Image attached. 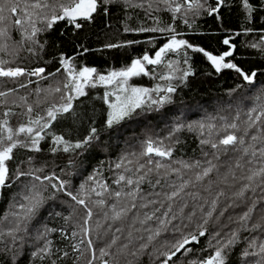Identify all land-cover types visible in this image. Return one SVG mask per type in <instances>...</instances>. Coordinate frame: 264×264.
Listing matches in <instances>:
<instances>
[{"label": "snow or ice", "instance_id": "6c2138e0", "mask_svg": "<svg viewBox=\"0 0 264 264\" xmlns=\"http://www.w3.org/2000/svg\"><path fill=\"white\" fill-rule=\"evenodd\" d=\"M147 2L146 13L150 14L153 10V4H163L167 10L179 14L174 19H183L188 25V15H199L203 10L207 15H216L219 17L220 9L225 6V0H215V6L208 4V0H145ZM123 3L126 7H144V2H134V0H0V78L11 81H21L24 78L27 82H20L18 88H27L29 84L34 83L31 77H37L42 80H49V77L55 78L57 73H65L62 81L54 79L48 88L35 89L36 95L41 97L33 104L28 103L27 96H20L19 100L23 102V111L15 112L11 107H7L0 116V194L3 190L11 187V181L20 176L32 177L34 181L25 186L26 191L21 194L22 202L18 201L13 205L17 211L5 214L3 219L8 221L11 226L0 228V254L6 256L8 264H17L25 251V245L31 247V260L51 259L61 250L53 251L52 241L48 239L52 232L58 231L55 228H49L46 224L30 232L29 225L38 216L40 209L49 199H55L57 194H64L70 198L74 205H79L83 209L84 215L75 221L78 231L64 233L62 235L72 238H78L77 243L71 245L73 252L78 255L73 260V264H140L142 256L147 255L155 264H176L179 259L178 253L186 255L193 251L189 245L199 244L200 238L209 235L207 225L210 221L218 222L219 218L228 211V208L239 207L240 201L245 205L244 210L236 217L229 216V223H234L235 228H230L228 232L221 235L223 229L217 230L210 235L212 240L209 241L211 252L201 259L188 261V264H228V256L232 250L241 241L242 233H259L255 236H245L247 246L242 252V257L247 264H264V91L257 95L256 100L259 102L256 106L250 108L246 113L244 120L240 119V113L229 120L227 117H219L220 123H217L216 117L207 118V122L200 121L194 128L192 124L177 123L169 132L167 139L171 140L173 136L187 128L189 131H199L203 137L200 140L202 146H208L212 151L204 152L207 158L202 163L200 160L193 162L176 161L180 167H173L172 152L170 146H164L163 141H154L147 139L139 153L130 152L121 157L115 164L116 169H123V173L118 175L114 184L120 185V188H113L106 181L97 179L96 175L88 177L91 184H81L77 192L68 190V182L61 179L53 172L43 177L36 175V172H42L43 168L35 169L33 172H21L18 169L10 173L9 162L15 159L14 153L17 149H25L31 152L42 151L41 141L49 135L48 130L52 128L53 122L63 114L73 112V101L79 97L86 96L85 91L88 87H96L98 84L111 86L112 90L105 92L103 99L108 104L110 111L107 113L105 121L106 127L111 129L126 119H131L138 109L145 107L151 109L153 105L157 108L171 103V94L176 92V86L169 83L166 87L159 84L155 88L136 87L129 84L133 77L140 75L148 76L150 72L148 65L158 66L166 63L169 72L167 75H161L160 79L172 81L178 79L183 82L189 76L194 75L191 65L188 64L187 51L202 53L217 73L225 69L234 70L243 81L248 84L256 82L258 71H244L236 63L227 58L233 57L236 45L232 43L233 36L223 39L222 43L228 46V50L220 55H213L203 47H196L188 40L179 38L183 34L177 32L172 25L166 27H150L132 30L125 28L127 31L140 32H159L167 33L168 39L163 43L153 55L145 53L139 58L132 60L130 66L118 70H110L103 74L95 67L80 66L75 64V56H66L63 53L59 57V65L55 73L47 72L46 67L27 68L16 64L17 60L22 59L21 53L27 52L31 56H40L45 48V41L42 34L47 33L57 24L63 22L66 26H71L75 30L84 27V22H91L98 11L108 14L109 6ZM241 7L246 12V19L251 20L256 12V7L250 0H240ZM190 26V25H189ZM255 31L252 28L244 29L245 33ZM17 35H14L13 33ZM261 43H250L248 46L258 49L264 53V29H261ZM234 35H241L237 32ZM140 41H128L123 43H107L104 45L107 49H119ZM82 51L77 55H83L89 49L80 46ZM168 53H182L185 57L183 63L188 65L187 68H180L171 60L165 61ZM5 56L11 57L6 59ZM179 72V76L175 74ZM264 75V71L259 72ZM18 89L9 88L0 90V106H7L9 103L15 104V99L9 100ZM164 93V95H160ZM58 94V96L56 95ZM155 94V96H154ZM51 96L53 99L49 100ZM114 97V100H109ZM43 103L49 106L45 109V115H38L32 118V113ZM23 118L19 123L13 124L12 118ZM98 129L91 127L89 134L84 138L71 142L66 140L63 135H53L52 142L54 147L51 151L77 152V150H86L95 141L99 140ZM175 142H179L178 138ZM228 156L226 171L223 174V180L227 181L229 177L237 180L236 170L239 169L243 175L239 177L243 181L241 186L233 193L231 203L217 212L220 197L226 195L221 190L211 201L210 208L206 211L204 206L197 204L194 208L189 209L185 217V209L189 208L185 196L196 200L200 194L187 191L192 180H184L183 170L194 173L195 182H202L214 172H220L221 156ZM160 157V160H154L153 157ZM29 162L33 159L29 157ZM168 161L165 163L164 161ZM143 161V162H141ZM215 161V162H214ZM71 164L72 162L69 161ZM131 165V167H128ZM126 173V174H125ZM175 174L180 176L181 183L177 186L169 184L168 191L144 193L141 185L148 184L151 188L160 186L166 175ZM45 181L47 183L45 184ZM49 189L51 191H49ZM259 190V194H257ZM47 193V195H45ZM252 193V196L248 194ZM183 194V195H182ZM93 196L98 199H93ZM156 197L149 199V197ZM162 198V199H161ZM138 201H144L139 203ZM149 205H155V209L150 214H144L142 220L139 219L137 210L148 208ZM73 213L76 209L73 205ZM177 207V212L173 208ZM94 208L98 211L94 212ZM197 212L201 213L200 222L196 229L184 233L176 228L173 221L182 217L191 221L196 217ZM159 213V215H157ZM60 215V213H56ZM101 216L104 224L99 220L93 227V217ZM9 216L11 219H9ZM134 218L131 227L135 228V223L139 222L142 226L147 225L149 221H154L156 227L144 228L148 233L146 240L143 235L140 240L145 241L132 250V232L128 233V243H121L120 237L115 233H122L121 226L129 218ZM64 219L72 220L70 214ZM180 232L178 239L173 242L165 243L162 247L166 250L161 251L159 248L149 251L152 241L160 237L162 233L169 231ZM186 228L187 225H184ZM228 227V225H224ZM114 228V232H113ZM140 231V229H136ZM95 232V239L93 233ZM109 233H113L109 236ZM105 237H108L105 240ZM98 242L102 246H98ZM115 249V250H113ZM207 250V249H206ZM64 257L69 256L68 251H63ZM131 257V259H130ZM252 259H248V258ZM59 258V257H58ZM51 264H56L51 260Z\"/></svg>", "mask_w": 264, "mask_h": 264}, {"label": "trees", "instance_id": "16d2710c", "mask_svg": "<svg viewBox=\"0 0 264 264\" xmlns=\"http://www.w3.org/2000/svg\"><path fill=\"white\" fill-rule=\"evenodd\" d=\"M134 2H144V7H126L123 3L109 6L108 14L105 15L102 11H98L95 18L91 22H84V27L80 30H75L71 26H66L63 22L54 26L52 30L42 34V39L45 41V48L40 56H31L27 52H22V59L17 60L16 64L22 67H46L47 72L55 73L56 69L60 67L59 57L63 53L66 56H75V64L77 67L89 66L95 67L103 74H107L110 70H118L120 68L130 66L132 60L141 57L145 53L153 55L154 52L167 41V33L159 32H140V31H125L127 27L132 30L150 27H166L172 25L177 32L183 34L179 38L188 40L196 47H203L206 51L213 55H220L228 50V46L222 43L223 39L233 36L232 43L236 45L232 62L236 63L244 71L257 70L258 76L254 84H248L234 71L230 69L222 70L217 73L211 62L202 53L193 52L191 49L187 51L188 64L191 65L193 72L186 81H179L174 79L172 81L160 79L161 75H167L169 69L166 63L163 65L152 66L147 68L150 75H140L131 78L129 84L136 87H146L149 89L155 88L157 84L161 87H166L169 83L176 86V92L171 94V103L165 104L157 108L155 105L151 109L145 107L138 109L137 113L131 119H126L121 124L109 129L106 127L105 121L107 113L110 111L108 104L105 103L103 96L105 92L111 91V86L97 85L96 87H88L85 91L86 96L79 97L73 101V112L63 114L58 117L57 121L53 122V126L48 130L49 135L41 141L40 147L42 151L31 152L25 149H17L14 153L15 159L9 162L10 173H14L17 169L21 172H33L35 169L43 168L42 172H36V175L43 177L46 174L55 172L57 176L68 182V190L77 192L81 184H91L88 180L89 176L96 175L97 179L106 181L113 188H120V185H115L114 181L118 175L123 173V169H116L115 164L121 157L130 152L139 153L142 150L143 143L147 139L154 141H163L164 146H170L172 152L173 167H180L176 161L193 162L200 160L202 163L205 159H211V155L207 158L203 155L204 152L211 153L208 146H202L200 140L203 138L199 131H189L187 128L183 129L171 140L167 139L169 132L177 123L185 125L192 124L196 127V123L200 121L207 122V118L216 117L217 123H220L219 117L224 116L231 120L237 112L240 113V119L246 118V113L250 108L259 103L256 100L257 95L264 91V75H260V71H264V53L258 49L251 48L250 43H261V29H264V0H250L256 7V12L253 14L251 20L246 19V12L241 7L240 0H225V6L220 9L219 17L216 15H207L201 10L199 15H188L189 24L186 25L183 19H174V16L179 14L172 13L167 10L163 4H153V10L146 13L147 2L145 0H134ZM208 4L215 6V0H208ZM190 25V26H189ZM252 28L255 31L245 33L244 29ZM241 35H234L235 33ZM14 35H17L15 32ZM128 41H140L119 49H107L104 47L107 43H123ZM81 45L89 49L83 55H77L78 51H82ZM6 59L11 57L5 56ZM185 57L182 53H168L165 61L171 60L174 64H178L180 68H187L188 65L183 63ZM179 72L175 75L179 76ZM65 73H57L56 77H49L45 81L37 77H31L34 83L29 84L27 88H18L20 82H27L24 78L21 81H11L5 78H0V90H8L9 88H17L9 100L15 99L16 103H9L7 106H0V114L11 107L15 112L23 111V102L19 100L20 96H27L28 103L33 104L46 93H42L41 97L36 95L35 89H47L54 79L62 81ZM58 96V94H56ZM160 95H164L161 93ZM155 96V94H154ZM49 100L53 98L48 97ZM114 97H109V100H114ZM49 106L48 103H43L40 107L32 113V118H36L37 114L44 116L45 109ZM2 118V116H0ZM20 119L12 118L13 124L19 123ZM91 127L98 129L99 140L95 141L86 150H77V152H53L54 147L52 142L53 135H63L66 140L76 142L87 136ZM179 142H175L176 140ZM29 157L33 159L29 162ZM154 160H160V157H153ZM69 161L72 163L70 164ZM228 156H221L220 172H214L211 176L202 182H195L194 173L192 171L183 170L182 175L184 180H192L193 183L189 185L187 191L192 193H199L200 196L193 200L191 197L185 196L189 208H186L185 217L189 209L194 208L197 204L204 206L207 211L210 208L211 201L216 197L217 193L223 190L226 195L220 197L219 207L217 212L223 209L226 205L231 203L233 193L243 183L239 179L243 172L236 170L237 180H232L231 177L227 181L223 180V174L226 171ZM143 162V161H141ZM168 163V161H164ZM215 162V161H214ZM131 167V165H128ZM126 174V173H125ZM180 176L175 174L166 175L160 186L151 188L148 184H142L141 187L145 194L151 192L168 191L169 184L179 185L181 183ZM39 182L34 181L32 177L20 176L18 179L11 181V187L3 190L0 194V228L11 226L8 221L4 220L5 214L12 211H17L13 205L18 201L22 202L21 194L26 191L27 185ZM47 181H45V184ZM49 191H51L49 189ZM259 194V190H257ZM47 195V193H45ZM183 195V194H182ZM252 196V193L248 194ZM156 198L154 196L149 199ZM93 199L98 197L93 196ZM162 199V198H161ZM144 201H138L143 203ZM239 207H230L224 213L219 221H210L207 225L209 235L200 238L199 244L189 245L193 249L192 252L182 255L178 253L179 259L176 264H188V261L194 259H201L211 252L208 246L209 241L212 240L211 233L223 229L221 235L228 232L230 228H235L234 223H229L228 217L238 216L245 208V205L240 201ZM73 205L76 209L75 213L72 211ZM155 205H149L148 208H140L137 210L139 219L144 218V214H150ZM98 211L94 208V212ZM177 212V207L173 208ZM60 213V215H56ZM73 215L72 220H65L64 217ZM84 215L83 209L79 205H74V202L69 197L60 193L55 199H49L45 205L40 209L38 216L29 225L30 232L41 225L46 224L49 228H55L58 231L52 232L48 239L52 241L53 251L61 250L56 256L51 259L43 261L39 259L31 260V247L26 244L23 256L17 264H51V260H55L56 264H73V260L78 255L73 252L71 245L78 242V238L67 237L59 231L63 229L64 233L71 231H78L75 221ZM159 215V213H157ZM201 213L197 212L196 217L191 221L182 217L173 224L176 228L184 233L196 229L200 222ZM9 219L11 217L9 216ZM99 220L104 224L101 216L94 215L93 227L95 222ZM134 218L130 217L129 221L124 222L121 226L122 233H115L120 237L118 245L121 243H128V233L132 232V243L130 248L135 250L139 244L144 243L139 239L141 235L146 237L147 232L144 228L156 227L154 221H149L147 225H141L139 222L135 223V228L131 227ZM184 225H187L185 228ZM228 225V227H224ZM140 229V231H136ZM114 232V228H113ZM113 233H109L111 236ZM95 232L93 239H95ZM255 236L259 233H242L241 241L228 256V264H247L242 257V252L247 246L245 236ZM180 232L173 231L169 227V231L161 234L160 237L152 241L149 251L159 248L164 251L162 247L165 243H171L174 239H178ZM108 237H105L107 240ZM215 243L214 240H212ZM98 246H102L98 242ZM207 249V250H206ZM115 250V249H113ZM63 251H68L69 256L64 257ZM59 257V258H58ZM131 259V257H130ZM252 259L251 257L248 258ZM0 264H8L5 255L0 254ZM83 264V262H81ZM99 264V261H97ZM140 264H152V261L147 255L140 259ZM155 264H160L157 260ZM169 264H172L170 261Z\"/></svg>", "mask_w": 264, "mask_h": 264}, {"label": "water", "instance_id": "95a60500", "mask_svg": "<svg viewBox=\"0 0 264 264\" xmlns=\"http://www.w3.org/2000/svg\"><path fill=\"white\" fill-rule=\"evenodd\" d=\"M234 54V53H233ZM232 57H229V58H227V59H231Z\"/></svg>", "mask_w": 264, "mask_h": 264}, {"label": "rangeland", "instance_id": "374dc122", "mask_svg": "<svg viewBox=\"0 0 264 264\" xmlns=\"http://www.w3.org/2000/svg\"><path fill=\"white\" fill-rule=\"evenodd\" d=\"M176 76H177V75H176ZM86 89H87V88H86ZM86 89H85V90H86Z\"/></svg>", "mask_w": 264, "mask_h": 264}]
</instances>
